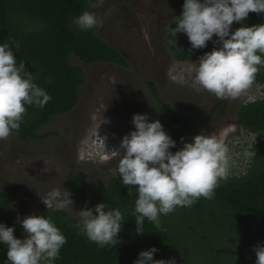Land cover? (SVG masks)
<instances>
[{
  "label": "trees",
  "instance_id": "trees-1",
  "mask_svg": "<svg viewBox=\"0 0 264 264\" xmlns=\"http://www.w3.org/2000/svg\"><path fill=\"white\" fill-rule=\"evenodd\" d=\"M101 1L0 0V43L19 42V49H14L17 60H25L34 82L51 97L43 108L26 106L19 129L12 131L20 141L46 138L49 134H40V130L55 116L71 112L78 104L79 90L86 76L80 66L71 62L73 55L84 63L104 62L128 67L123 51L103 39L96 27L81 30L71 24V17ZM244 23L249 26L264 23V13L250 12ZM174 27L173 20L166 35L167 47L175 60H190L196 49L191 48L181 32L175 36L171 31ZM260 55L264 60V54ZM252 81L264 84V64L257 65ZM147 84L155 105L145 113L150 121H161L165 131L176 140V146L171 149L176 151L182 147L181 137L188 140L190 116L167 101L154 81ZM221 108L222 116L227 109L225 101L221 102ZM237 126L261 136L250 149L251 161L243 173L218 180L211 199L200 197L190 207H176L161 215L158 226L145 219L142 234L136 232L133 216L138 195L135 186L123 185L118 175L109 176L104 182L84 183L79 175L72 173L68 189L82 200L84 207L93 208L104 202L106 210L118 208L122 213V227L114 244L101 247L78 232L75 227L78 218L66 210H42L39 215L50 217L66 236L54 264H133L141 250L152 246L158 249L154 259L174 258L176 264H192L189 240L194 238L190 231L195 233L196 220L213 237L225 236L224 242L237 247L236 254L241 258L236 264H255L254 246L264 244V98L258 97L238 107ZM16 190L15 186L0 190V222L15 225L14 234L21 237L15 217ZM204 221L210 222V226L205 227ZM205 240L210 243V249L204 248L203 254L214 255L211 240ZM185 248L188 249L187 261L183 256ZM6 251L5 245L0 243V264L6 260Z\"/></svg>",
  "mask_w": 264,
  "mask_h": 264
},
{
  "label": "clouds",
  "instance_id": "clouds-1",
  "mask_svg": "<svg viewBox=\"0 0 264 264\" xmlns=\"http://www.w3.org/2000/svg\"><path fill=\"white\" fill-rule=\"evenodd\" d=\"M250 12L264 13V0H183L180 15L174 17L172 33H185L192 49L206 47L214 35L217 38L213 43L220 47L192 62L193 84L217 98L239 96L251 84L257 65L264 64L260 55L264 54V23L245 24ZM234 21L241 26L232 30ZM103 23L89 10L71 17V24L81 30ZM19 47L15 40L0 43V139L19 129L26 106L43 108L51 99L34 82L25 60H17L14 49ZM131 122L134 130L121 139L123 151H119L120 159L112 172L123 185L135 186L138 195L133 216L136 232L142 234L145 219L158 226L159 217L176 207H190L200 197L211 199L218 180L226 178L227 149L211 132H201L191 141L181 137L182 147L172 151L176 140L160 120L150 121L147 113H135ZM244 133L260 135L245 129ZM240 151L249 158L250 150L242 147ZM41 199L48 209L73 210L71 192L64 187L52 188ZM75 212L79 217L75 227L88 240L101 247L115 243L122 227L118 208L106 210L100 202ZM16 220L22 226V237L14 234L15 225L0 222V243L7 250L3 264H54L66 243L61 229L45 215H17ZM253 250L255 264H264V244L258 243ZM157 251L155 246L141 250L133 264H176L174 258L154 259Z\"/></svg>",
  "mask_w": 264,
  "mask_h": 264
},
{
  "label": "rangeland",
  "instance_id": "rangeland-1",
  "mask_svg": "<svg viewBox=\"0 0 264 264\" xmlns=\"http://www.w3.org/2000/svg\"><path fill=\"white\" fill-rule=\"evenodd\" d=\"M183 0H102L85 10L94 12L104 23L96 27L97 33L108 43L120 48L128 60V67L114 63L81 62L76 55L71 62L85 72V82L79 90V102L67 114L55 116L40 130L48 133L43 139L20 141L13 132L0 139V190L17 187L15 192V217L39 215L48 208L42 199L54 187L68 189L72 173L85 182H104L114 175L119 159L120 141L134 130L132 116L144 114L155 105L148 82L154 81L163 97L181 108L190 116L188 140L201 132L214 134L225 146L226 176L243 173L250 164V157L242 155L261 137L258 134H245L237 126V109L241 104L264 96V84H251L235 98H217L198 85L193 84L194 65L198 57L213 47L217 38L207 42L206 47L195 50L187 61H177L171 55L166 35L168 26L182 11ZM240 27L233 22L232 30ZM187 37V35L181 32ZM188 38V37H187ZM193 62V63H192ZM264 98V97H263ZM227 109L221 116V102ZM98 135L117 147L106 158L90 156L83 145L94 135ZM107 134V135H106ZM111 139V140H110ZM114 142V143H113ZM119 144V145H118ZM69 190V189H68ZM71 192V191H70ZM73 210L64 209L79 219L75 211L84 208L82 200L71 192ZM205 227L210 222H203ZM194 238L189 240L192 264H236L241 257L235 246L224 242L225 236L213 237L208 230L201 228L196 220ZM21 237L24 235L18 223ZM206 238L211 240L215 252L203 254L210 249ZM188 249H184L187 261Z\"/></svg>",
  "mask_w": 264,
  "mask_h": 264
},
{
  "label": "built area",
  "instance_id": "built-area-1",
  "mask_svg": "<svg viewBox=\"0 0 264 264\" xmlns=\"http://www.w3.org/2000/svg\"><path fill=\"white\" fill-rule=\"evenodd\" d=\"M109 143L110 142L106 141L105 139L99 137L96 134L90 140H88L83 145V147L85 148V151L88 154H90V156L102 159V158L109 157L117 149L115 145H110L111 143L110 144Z\"/></svg>",
  "mask_w": 264,
  "mask_h": 264
},
{
  "label": "bare ground",
  "instance_id": "bare-ground-1",
  "mask_svg": "<svg viewBox=\"0 0 264 264\" xmlns=\"http://www.w3.org/2000/svg\"><path fill=\"white\" fill-rule=\"evenodd\" d=\"M107 135V134H106ZM106 140H109V139H106ZM111 140V139H110ZM114 143V142H113ZM119 145V144H118Z\"/></svg>",
  "mask_w": 264,
  "mask_h": 264
}]
</instances>
